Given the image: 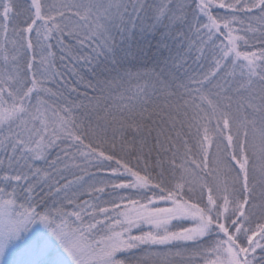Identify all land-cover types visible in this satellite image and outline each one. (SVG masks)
Instances as JSON below:
<instances>
[{
    "label": "snow or ice",
    "instance_id": "6c2138e0",
    "mask_svg": "<svg viewBox=\"0 0 264 264\" xmlns=\"http://www.w3.org/2000/svg\"><path fill=\"white\" fill-rule=\"evenodd\" d=\"M0 264H264V0H0Z\"/></svg>",
    "mask_w": 264,
    "mask_h": 264
}]
</instances>
